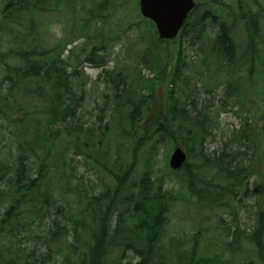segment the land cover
Segmentation results:
<instances>
[{
	"label": "trees",
	"instance_id": "1",
	"mask_svg": "<svg viewBox=\"0 0 264 264\" xmlns=\"http://www.w3.org/2000/svg\"><path fill=\"white\" fill-rule=\"evenodd\" d=\"M77 1L0 0V264H264V0H198L175 42L145 20L133 64L113 69L104 10L123 3L82 0L87 19L47 44ZM190 71L250 113L213 157ZM180 145L184 167L154 171Z\"/></svg>",
	"mask_w": 264,
	"mask_h": 264
},
{
	"label": "rangeland",
	"instance_id": "2",
	"mask_svg": "<svg viewBox=\"0 0 264 264\" xmlns=\"http://www.w3.org/2000/svg\"><path fill=\"white\" fill-rule=\"evenodd\" d=\"M104 1L105 0H95L94 3L99 4ZM112 1L116 5L119 4L118 7H120L122 3L123 6H121L118 10H115L109 3L106 4L107 9L104 11L108 15V18L106 19L107 23L105 22L106 24H102V26L100 24L97 25L95 23H90L89 27L90 31H94L95 27H93V25L96 26V28H103V25L106 26V29H104L105 31L103 30L105 33L104 36L106 37L104 41H114L111 42L112 48L108 53V62L106 66L110 69L115 68L118 63L122 64L123 66L133 64L131 60L135 58V55L138 52V41H141L144 30L147 26H149V24L145 22V19H143L140 15V11H138L137 0ZM197 1L198 0H196V2ZM83 4L84 3L82 0H78L75 4V10H73L71 14L67 13V16L62 15L60 17H55L54 21L49 22L45 38L47 44H52L55 41H60L63 39L64 22L70 21L69 18L77 20L78 24H81L79 21L87 19L85 11H81V6ZM229 4V7L232 9V1L231 3L229 2ZM90 5L91 3L87 4L88 9L90 8ZM217 33L218 29L213 27L209 32V36L214 37L217 35ZM115 36L118 37V39L115 38ZM79 41H86V37L80 39ZM171 47H173V45ZM140 49L141 48H139V51ZM184 51L187 60L191 61L192 63L194 60L196 62L199 60L197 57V48L184 45ZM199 68L202 67L199 66ZM84 71L87 75V79L89 82H91L98 80L102 70L97 68L96 64L87 63L85 64ZM189 75L192 86H196L195 89L184 88V93L188 95L189 102L195 101L196 99V101H198L197 104L199 108L204 107V105H206V107L209 106L207 109H209V131L211 136L208 138L206 147L207 153L213 157L215 153L216 155L219 154L225 145L229 144V138L232 136V133L240 128L241 122H245L247 118L250 119V113H248L245 109L242 110L238 105L232 103V101L227 100L224 95L225 84H222L219 91L215 92L214 94H208L204 89L206 79L204 78L203 74L201 75V72L192 73L190 71ZM181 90L182 87L179 86L177 88V92H180ZM94 117H97V112H95ZM173 149V146H163L158 151L157 155L154 156V171H159V175L162 174L160 171L163 170L169 162ZM140 175L141 173L138 172L137 177ZM168 178L169 179L166 183V189H177L178 187L176 182L172 181L171 177ZM177 220V218H174V221L177 222ZM242 221L245 227L250 228L252 226V220L248 217V215L244 216Z\"/></svg>",
	"mask_w": 264,
	"mask_h": 264
},
{
	"label": "water",
	"instance_id": "3",
	"mask_svg": "<svg viewBox=\"0 0 264 264\" xmlns=\"http://www.w3.org/2000/svg\"><path fill=\"white\" fill-rule=\"evenodd\" d=\"M195 6L194 0H140L142 14L154 21L161 40L176 39ZM186 160V152L178 148L171 157L170 167L180 169Z\"/></svg>",
	"mask_w": 264,
	"mask_h": 264
}]
</instances>
